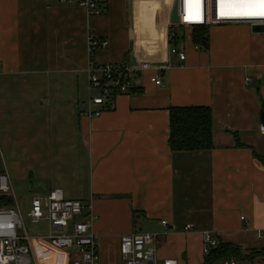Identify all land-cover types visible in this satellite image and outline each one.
<instances>
[{
  "label": "crops",
  "instance_id": "0c3cea01",
  "mask_svg": "<svg viewBox=\"0 0 264 264\" xmlns=\"http://www.w3.org/2000/svg\"><path fill=\"white\" fill-rule=\"evenodd\" d=\"M80 1L0 0V171H8L15 195L16 183L29 182L32 198L59 187L91 205L75 219L97 215L98 264H124L121 238L132 232L159 235V264H207L206 230L219 245L262 251L264 32L246 23L210 26L204 48L196 27H166L161 0L132 7L131 0H96L101 14ZM90 34L108 41L94 50L97 62L163 67L91 117L85 110L98 106L87 98ZM156 73L161 85L151 81ZM197 105L212 109L214 147L173 151L170 108ZM42 236H31L33 264L80 257Z\"/></svg>",
  "mask_w": 264,
  "mask_h": 264
},
{
  "label": "built area",
  "instance_id": "2783aa9c",
  "mask_svg": "<svg viewBox=\"0 0 264 264\" xmlns=\"http://www.w3.org/2000/svg\"><path fill=\"white\" fill-rule=\"evenodd\" d=\"M90 14H101L96 0H81ZM177 7L178 21H172L174 8ZM164 15L167 28L172 27H205L217 25L249 24L252 28L264 25V15L252 14L264 12V5L256 0H167L157 11ZM247 13V14H246ZM169 41L175 39V33L168 34ZM91 59L87 69L88 102L98 106L85 110L87 116H96L104 110L113 108V100L119 94H131L139 89L137 79L146 71L162 70L163 67L143 60L136 64L122 62H97L94 59L96 48L108 45L105 38L89 36ZM200 48V46H196ZM170 52L177 54L181 60L186 58L183 50L172 46ZM151 81L157 85L163 83V75L156 73ZM251 79L247 78V83ZM264 133V123L259 124ZM12 199L7 205L0 202V264H33L32 237L25 226L22 209L16 198L12 180L7 170L0 171V197ZM86 207L81 199L66 197L62 188L50 190L46 196H34L31 200V209L28 212L33 223L47 220L49 231L42 236L43 240L52 246L77 248L80 257L75 258L72 264H98L99 253L97 237L92 227L97 215L92 212L87 219L76 220L75 217L83 214ZM166 224V221H163ZM192 224H186L185 230H192ZM259 238H264V231L257 232ZM203 251L209 255L211 250L219 246V240L214 232L206 230L203 234ZM159 235L156 233H127L121 238V254L124 264H159L157 246ZM176 259H165L163 264H177ZM221 264H264V255L255 258L238 259L224 258Z\"/></svg>",
  "mask_w": 264,
  "mask_h": 264
},
{
  "label": "trees",
  "instance_id": "16d2710c",
  "mask_svg": "<svg viewBox=\"0 0 264 264\" xmlns=\"http://www.w3.org/2000/svg\"><path fill=\"white\" fill-rule=\"evenodd\" d=\"M194 40L206 48L208 42V31L205 27H196ZM169 146L173 151H198L209 150L214 147L213 143V112L209 106H172L170 108V135ZM264 161V157H261ZM0 202L11 204L10 197L1 196ZM264 250V249H263ZM259 250L243 252L237 245L225 242L211 250L206 259L207 264L216 260L234 256L238 259L255 258L264 255Z\"/></svg>",
  "mask_w": 264,
  "mask_h": 264
},
{
  "label": "rangeland",
  "instance_id": "374dc122",
  "mask_svg": "<svg viewBox=\"0 0 264 264\" xmlns=\"http://www.w3.org/2000/svg\"><path fill=\"white\" fill-rule=\"evenodd\" d=\"M162 3H166V0H161ZM136 2V1H135ZM183 29H179L178 31ZM190 32L192 28H189ZM185 30V31H189ZM15 190H16V195H17V200L18 203L22 209V213L24 216V222L25 226L28 230V233L33 236V235H47L49 231V227L47 225V222H40V223H33L28 216V212L31 209V200H32V195L34 193V190L32 189V185L29 182H26L23 184L22 182H18L15 185Z\"/></svg>",
  "mask_w": 264,
  "mask_h": 264
},
{
  "label": "water",
  "instance_id": "95a60500",
  "mask_svg": "<svg viewBox=\"0 0 264 264\" xmlns=\"http://www.w3.org/2000/svg\"><path fill=\"white\" fill-rule=\"evenodd\" d=\"M132 3H133V0H131V7H132ZM178 15H177V7L174 8V11H173V15H172V21L173 22H176L178 21ZM252 30L254 32H264V25H256V26H253ZM133 64H136L135 61H133ZM261 120L263 121L264 123V111L261 113Z\"/></svg>",
  "mask_w": 264,
  "mask_h": 264
},
{
  "label": "snow or ice",
  "instance_id": "6c2138e0",
  "mask_svg": "<svg viewBox=\"0 0 264 264\" xmlns=\"http://www.w3.org/2000/svg\"><path fill=\"white\" fill-rule=\"evenodd\" d=\"M256 2L264 5V0H256ZM247 14V13H246ZM252 14H258V15H264V12H260V13H252Z\"/></svg>",
  "mask_w": 264,
  "mask_h": 264
}]
</instances>
